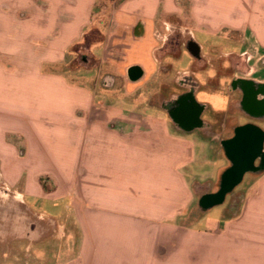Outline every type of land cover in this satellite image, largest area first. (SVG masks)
<instances>
[{
    "label": "crops",
    "instance_id": "crops-1",
    "mask_svg": "<svg viewBox=\"0 0 264 264\" xmlns=\"http://www.w3.org/2000/svg\"><path fill=\"white\" fill-rule=\"evenodd\" d=\"M101 2L113 5L111 12L95 11ZM168 17L186 19L183 30L193 38L194 31L238 32L245 45L249 36L257 50L249 55L248 77L264 81V0H0V181L38 220L49 219L34 212L31 200L72 205L87 264L150 259L195 195L182 172L193 162L194 142L169 131L157 112L115 104L124 107L133 91L158 82L155 53ZM94 30L103 41L84 48L100 54L102 76L72 79L64 70L68 57L78 58L74 46ZM116 79L124 88L118 99L113 91L100 93ZM244 193L230 218L209 221L202 233L187 228L173 259L161 264H187L191 241L214 231L221 264H264V172Z\"/></svg>",
    "mask_w": 264,
    "mask_h": 264
},
{
    "label": "flooded vegetation",
    "instance_id": "flooded-vegetation-1",
    "mask_svg": "<svg viewBox=\"0 0 264 264\" xmlns=\"http://www.w3.org/2000/svg\"><path fill=\"white\" fill-rule=\"evenodd\" d=\"M170 23L172 27L155 53L158 82L145 90L142 108L156 110L172 133L195 134L210 146L214 156L224 157L226 164L218 170L216 178L198 187L196 204L200 202L206 205L203 208L206 209L216 198L223 196L225 200L231 197L232 202H235L240 192L237 189L247 176L252 180L264 172V129L260 127V123L264 122V81L254 82L248 77L250 68L246 51L217 49L212 50L215 59L219 60L214 66V75L204 85L201 84L196 75L207 69L202 47L195 43L191 31L182 30L174 19ZM182 48L193 58V66L191 68L190 63L188 71L171 76L170 68L164 66L162 60L167 55L179 54ZM78 57L84 63L89 57L88 50L81 48ZM137 74L134 69L129 75L133 78ZM219 78L228 84V106L224 111L211 113L209 105L197 102V96L208 81L217 83ZM109 80L106 77L102 81L108 84ZM1 196L0 245L17 237L27 239L25 241L29 243L37 242L50 234V220L41 221L27 215Z\"/></svg>",
    "mask_w": 264,
    "mask_h": 264
},
{
    "label": "rangeland",
    "instance_id": "rangeland-1",
    "mask_svg": "<svg viewBox=\"0 0 264 264\" xmlns=\"http://www.w3.org/2000/svg\"><path fill=\"white\" fill-rule=\"evenodd\" d=\"M103 7L107 8V10H103ZM113 5L107 7L103 2L98 4L97 9L95 11L101 10V12H111ZM174 17H168V28H171V20ZM178 24H180V28L183 30L185 26L188 25V22L185 20L179 21L176 20ZM161 33H163V28L161 27ZM95 32L91 34L89 38L91 40H98L100 37ZM241 33L232 32L226 35L225 33H221L219 35L211 36L202 32L194 31V39L195 43L202 47V55L205 57L207 61V69L202 71L196 75L197 80L204 85L207 80H210L214 75V66H216V62L218 59H215L213 55V51L217 49L219 51H227L238 52V51H246L248 55L251 54L252 51L257 50L256 44H254L249 36H245L244 42L245 45L240 43L242 41ZM247 43V44H246ZM252 45V46H246ZM240 46L242 47L240 49ZM213 50V51H212ZM88 57L83 63L80 57H76L75 54H71L68 57V65L65 67V72L72 79L83 78L84 80L89 81L90 79H96L102 76L100 73L103 70L102 64H100V54H93V49L89 50ZM218 51V52H219ZM99 57V58H98ZM92 61V62H91ZM193 58H190V55L182 48L179 54L175 55H167L163 60L162 64L164 66H168L171 70V76L176 73L188 71L193 66ZM112 73V71H110ZM202 73L204 76H202ZM77 77V78H76ZM213 81V80H212ZM217 83H213L208 81L202 92L197 96V102L202 104H207L210 107L212 112L224 111L228 106V96H227V82L222 78H219ZM119 80L116 79L115 85L110 89L100 88V93L105 91H113L115 94V99H118L121 93H124V88L120 89ZM154 88V87H153ZM145 91L141 92V90L136 89L133 91L132 99L129 104L124 105L122 102H115L116 106L119 108H126V110L130 111H142L146 114L155 113L156 110L148 108H142V100L145 98ZM146 111V112H145ZM260 127L264 129V122L260 123ZM178 138L189 139L194 142L195 145V157L193 162L183 169V174L189 186V191H193L195 194L194 197L190 198L188 201V206L184 208V211L176 218L175 224L178 228L173 231L172 236L170 235V239L161 243L160 238L156 241L157 245L153 247L152 256L150 255V259L145 257L144 254L138 259V264H161L164 261H168L173 259L174 252H177L182 246L179 243V237L185 234V230L189 227L191 229L197 231L198 233H202V231L206 230V226L209 221L214 220H224L226 218H230L232 212L235 210L236 206H239L241 198L244 196V192L247 187L250 185V177L247 176L245 182H243L239 187L237 197L235 202H232V198H226L225 202L221 205H216L211 208L203 209L204 206L200 202L196 204V194H198V187L205 186L208 180L212 178H216L218 174V170L226 164V161L222 155L214 156V153L210 149V146L204 141L201 140L197 135H181L178 133H173ZM44 190L47 192L50 190L47 185V182H43ZM0 194L5 197L10 203H13L15 207H17L21 212L25 213L19 203L15 200L13 195L7 192L5 186L0 181ZM1 196V197H2ZM240 198V199H239ZM193 199V200H192ZM239 199V201H238ZM13 201V202H12ZM191 201L193 203H191ZM235 203V205H233ZM33 206V210L36 214H45L47 219L51 222V232L45 238H41L34 245L29 242H20L21 238H15L11 241H8L5 245H0V264H87L85 263L84 253L81 254V231L75 224V214L71 213L73 208L72 205H69L68 202H62L59 205H51L50 201H42L39 199L31 200L30 203ZM67 206L69 209H67ZM199 206V207H198ZM27 215L32 216V214L26 213ZM38 219V218H37ZM45 221V220H41ZM47 221V220H46ZM119 232V231H118ZM126 233V238L129 239L130 235L127 230L122 231ZM218 232L214 231L213 236L206 237L201 234L194 240L191 241V252L189 254V259L187 260V253L185 251L183 256L185 259V263L189 264H221L220 261V238L218 237ZM68 244V245H67ZM174 248L171 250L172 245ZM160 245V248L163 250L162 253H159V249H156L157 246ZM123 247V246H122ZM194 247V248H193ZM145 248V246H143ZM136 250H140L138 245H135L133 248V253ZM155 250V251H154ZM161 252V250H160ZM171 254L172 257H167ZM135 255V254H134ZM135 255V256H138ZM154 257V258H153ZM164 258V259H163ZM148 261H147V260ZM118 262V261H116ZM134 261L128 263L125 260H119L117 264H133ZM97 264V263H96Z\"/></svg>",
    "mask_w": 264,
    "mask_h": 264
},
{
    "label": "trees",
    "instance_id": "trees-1",
    "mask_svg": "<svg viewBox=\"0 0 264 264\" xmlns=\"http://www.w3.org/2000/svg\"><path fill=\"white\" fill-rule=\"evenodd\" d=\"M108 1H112V0H108ZM93 33H94V31H90L89 33H87L84 36V39H83V46L82 45L74 46L73 51L76 50L79 53V50L81 48L88 47L91 42L95 41V40H91V38H89L91 36V34H93ZM98 37H100V39H98V41H103V37L102 36H98Z\"/></svg>",
    "mask_w": 264,
    "mask_h": 264
},
{
    "label": "water",
    "instance_id": "water-1",
    "mask_svg": "<svg viewBox=\"0 0 264 264\" xmlns=\"http://www.w3.org/2000/svg\"><path fill=\"white\" fill-rule=\"evenodd\" d=\"M224 200H225V196H223L221 198H216L214 203L210 204L209 207H207V208H211V207L216 206V205H221L224 202Z\"/></svg>",
    "mask_w": 264,
    "mask_h": 264
},
{
    "label": "bare ground",
    "instance_id": "bare-ground-1",
    "mask_svg": "<svg viewBox=\"0 0 264 264\" xmlns=\"http://www.w3.org/2000/svg\"><path fill=\"white\" fill-rule=\"evenodd\" d=\"M26 202V201H25ZM32 207V206H31ZM68 245V244H67Z\"/></svg>",
    "mask_w": 264,
    "mask_h": 264
}]
</instances>
